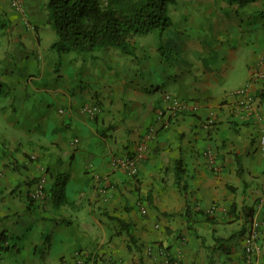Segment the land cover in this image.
<instances>
[{
    "label": "crops",
    "instance_id": "1",
    "mask_svg": "<svg viewBox=\"0 0 264 264\" xmlns=\"http://www.w3.org/2000/svg\"><path fill=\"white\" fill-rule=\"evenodd\" d=\"M47 2L25 0L20 12L0 0L11 20L3 73L26 97L50 96L24 124L0 121V264H76L81 253L86 264H246L255 224L252 264H264V0H180L189 27L176 37L144 38L154 30L132 39L130 54L93 60L67 53L58 71L55 36H42ZM165 94L197 108L171 115ZM93 104L95 118L84 112ZM150 130L138 177L113 169V156L135 153ZM65 176L62 201L54 191Z\"/></svg>",
    "mask_w": 264,
    "mask_h": 264
},
{
    "label": "trees",
    "instance_id": "2",
    "mask_svg": "<svg viewBox=\"0 0 264 264\" xmlns=\"http://www.w3.org/2000/svg\"><path fill=\"white\" fill-rule=\"evenodd\" d=\"M175 2L176 0H106L105 3L103 0H48V24L55 32L50 49L58 57L56 70H59L62 56L67 53L84 55L113 49L130 54L131 41L136 36L154 30L164 32L171 25L168 6ZM10 26L11 20L7 13L0 10V36ZM7 88L8 85L0 80V97L9 94ZM177 164V183L181 190L186 191L187 186L181 185V169ZM67 180V176L59 178L54 191V197L62 201ZM189 213L187 208L185 216L188 221ZM121 225L128 229L130 242L135 245L136 240L129 227L124 223ZM168 264L175 262L169 260Z\"/></svg>",
    "mask_w": 264,
    "mask_h": 264
},
{
    "label": "rangeland",
    "instance_id": "3",
    "mask_svg": "<svg viewBox=\"0 0 264 264\" xmlns=\"http://www.w3.org/2000/svg\"><path fill=\"white\" fill-rule=\"evenodd\" d=\"M103 1H104V3L106 2V0H103ZM179 4H180V0H176L175 3H172L168 6V15L171 18L172 24L164 32H166V33L170 32V31L174 32V34L172 35L173 37H176L175 34H178L179 30L181 31V29L189 27V26H185V25H180L181 24V20H180V16H179L180 11L176 10L177 7L179 6ZM11 7L16 11H20V12L23 11V10H19V9L13 7L12 5H11ZM26 23L28 26L33 27V24L30 23V21L28 19H27ZM157 33L161 34L163 32L156 30L144 38H148V40L151 41L152 38H156ZM37 34H39V33L37 32ZM42 36L44 38V43L48 44V41L50 39L54 38L55 32L50 26L49 29H46L42 32ZM7 38H8L7 34L0 36V80L1 81H2V79L6 78L3 71L5 70V68H6L5 66L7 64L5 63L6 61H3V60L6 57V54L9 53V52L6 53ZM157 38L159 39V36ZM181 38H182V36H181ZM190 42H192V41L190 40ZM74 54H76V53H74ZM84 56H86V58H88V60H93L91 58V54H84ZM188 56H189V52L185 51L184 57H188ZM190 56L194 57L191 53H190ZM191 57H189V61L193 62V59H191ZM57 61H58V57H57ZM165 61H166V63L169 62L170 65L178 64V62L176 60H173L170 57L169 58L167 57V59L165 58ZM203 62H205V61H203ZM197 65L198 64L195 63L193 65V67H196ZM55 73L57 74V71ZM6 81H8V82L10 81L11 85L9 84V86L7 88V90L9 91V94L6 96L0 97V121H1V123L3 125L7 124V127H9V125H10L9 120H11L13 117L15 119H18V124H20V125L24 124L25 123L24 117L26 116V112H28V111H32V116H39L41 114V112L37 111L36 107L39 106L40 104H43L44 101L50 96L47 94H44V93L39 94V93L29 89L27 91V97H26V96H24L25 92H22L20 90L19 83H17L18 81H20V78H18L15 75L14 76H7ZM12 82H14V84ZM49 82L50 81L46 80V81H42L41 83L47 84ZM24 97H26V98L24 99ZM23 101L26 104H25V108L21 109V107H19V104ZM96 105H98V104H96ZM8 117H11V118L8 119Z\"/></svg>",
    "mask_w": 264,
    "mask_h": 264
},
{
    "label": "built area",
    "instance_id": "4",
    "mask_svg": "<svg viewBox=\"0 0 264 264\" xmlns=\"http://www.w3.org/2000/svg\"><path fill=\"white\" fill-rule=\"evenodd\" d=\"M10 4L19 9L24 10L25 0H9ZM23 12V11H22ZM257 77L264 79V68L260 69L257 72ZM242 91H239L241 93ZM165 100L168 102V107L166 108L165 112H168L171 115H176L181 113L182 111H187L189 108L196 110L197 106L191 104L188 101L181 100L177 97L172 96L171 94H165ZM101 109L99 105L93 104L89 106H84V112L92 117H96L100 113ZM61 113H64V110H61ZM164 111L159 112V116L163 117ZM164 123V122H163ZM168 123H165L164 126L166 127ZM156 131L150 130L147 133L144 139L140 141L137 146L136 152L132 155L126 157H117L113 156L110 163L113 169L122 170L124 171L130 178L136 179L139 175L140 169V161L142 160L143 156L147 153L148 144L154 138ZM75 142H78L77 140ZM259 148L261 152L264 154V134L259 138ZM206 157H209L206 156ZM45 190V179L41 178V180L37 183V188L32 194L34 199L39 198ZM264 196V195H263ZM261 208H264V197L260 200ZM144 213H146L144 211ZM259 224H255L252 226L251 232L249 233L248 237L246 238L245 242V260L246 264H252L253 254H254V243L258 233ZM160 250V249H159ZM76 264H86L88 261V255L81 253L77 254L74 258ZM60 264H69L67 261H63Z\"/></svg>",
    "mask_w": 264,
    "mask_h": 264
}]
</instances>
